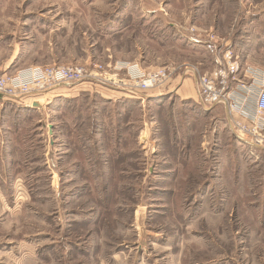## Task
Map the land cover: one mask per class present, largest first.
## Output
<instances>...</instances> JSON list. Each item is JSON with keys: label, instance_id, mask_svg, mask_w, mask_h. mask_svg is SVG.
Returning <instances> with one entry per match:
<instances>
[{"label": "rangeland", "instance_id": "obj_1", "mask_svg": "<svg viewBox=\"0 0 264 264\" xmlns=\"http://www.w3.org/2000/svg\"><path fill=\"white\" fill-rule=\"evenodd\" d=\"M192 27L264 68V0H0V72L206 71ZM98 82L0 101V264H264V147L185 91Z\"/></svg>", "mask_w": 264, "mask_h": 264}, {"label": "built area", "instance_id": "obj_2", "mask_svg": "<svg viewBox=\"0 0 264 264\" xmlns=\"http://www.w3.org/2000/svg\"><path fill=\"white\" fill-rule=\"evenodd\" d=\"M197 33V28L192 27L183 34L205 49L212 62L206 71L190 62L151 71L130 64H122L113 72L101 71L100 65L91 70L82 65L29 68L16 74L0 72V97L21 103L59 85L75 86L82 81L96 83L99 79L98 83L118 88L143 101L150 92L176 88V78L188 76L195 79L197 102L204 109L224 105L233 134L252 148L264 147V69L242 63L225 37L209 31L202 35ZM121 69L125 70L124 77L118 74ZM32 92L36 94L31 95Z\"/></svg>", "mask_w": 264, "mask_h": 264}, {"label": "crops", "instance_id": "obj_3", "mask_svg": "<svg viewBox=\"0 0 264 264\" xmlns=\"http://www.w3.org/2000/svg\"><path fill=\"white\" fill-rule=\"evenodd\" d=\"M241 62L244 63V64L252 65L250 63H245L244 60L243 61L241 60ZM133 63H136V62H133ZM253 66L260 67L259 65H253ZM260 68H262V67H260ZM175 82H176V88H175L176 89V92L175 93H177V91L178 92L179 91H183V92L185 91L188 94L189 97H192V99L197 102V100H198V94H197V90H196V86H195V79L194 78L187 76V77H182V78L179 79V77H177L176 80H175ZM155 92H160V91H155ZM168 92L171 93L172 90L171 91H168ZM51 93L52 92H50V94ZM157 94H158V96L159 95H164L163 93H157ZM154 96H156V95H154L152 93L151 94H147V97L148 98L154 97ZM2 100L3 99L0 97V101H2ZM214 108H221V111H222L221 116L220 117H218L219 115L217 116L218 124L221 125L222 127H226L227 126L229 128V130H230V133L232 134L233 131L229 127L228 121H227V117H228L227 113L228 112L226 111V107L224 105H222V106H217V107H214Z\"/></svg>", "mask_w": 264, "mask_h": 264}, {"label": "water", "instance_id": "obj_4", "mask_svg": "<svg viewBox=\"0 0 264 264\" xmlns=\"http://www.w3.org/2000/svg\"><path fill=\"white\" fill-rule=\"evenodd\" d=\"M32 103H33L32 104L33 106H40L41 105L39 100H34Z\"/></svg>", "mask_w": 264, "mask_h": 264}, {"label": "trees", "instance_id": "obj_5", "mask_svg": "<svg viewBox=\"0 0 264 264\" xmlns=\"http://www.w3.org/2000/svg\"><path fill=\"white\" fill-rule=\"evenodd\" d=\"M150 99H152V98H148V97H146L144 100L151 101ZM203 112H206V111H203Z\"/></svg>", "mask_w": 264, "mask_h": 264}]
</instances>
